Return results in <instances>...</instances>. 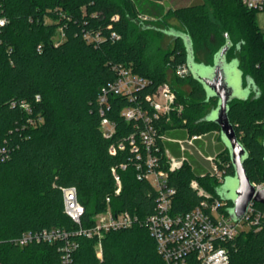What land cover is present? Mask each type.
Wrapping results in <instances>:
<instances>
[{
    "label": "trees",
    "instance_id": "trees-1",
    "mask_svg": "<svg viewBox=\"0 0 264 264\" xmlns=\"http://www.w3.org/2000/svg\"><path fill=\"white\" fill-rule=\"evenodd\" d=\"M206 1L215 19L207 3L165 11L164 0H0V19L6 21L0 26V147L10 150L9 160L0 164L2 264H165L145 226L106 233L100 258L97 239L77 234L80 226L64 212L63 189H77L85 208L82 228L94 225L95 215L108 206L115 214L129 211L142 220L155 212L157 193L137 179L128 146L143 123L121 114L137 100L109 95L108 108L99 102L116 78L114 66L131 67L150 82L136 93L144 106L145 96L163 83L175 91L181 112L156 123L159 135L177 128L190 130L191 136L220 132L217 124L201 121L218 100L207 99L191 73L186 78L176 74L178 66L187 65L183 39H174L167 51L155 44L172 28L191 37L195 60L206 65L214 63L226 34L231 40L227 61L238 60L244 85L250 77L258 94L233 100L229 119L248 153L244 167L250 181L264 182V34L258 31L257 12L241 0ZM103 118L115 124L110 138L104 136ZM121 141L126 150L111 155L110 146ZM158 147L164 155L162 140ZM218 155L225 179L234 176L228 150ZM122 163L128 167L119 171L123 187L116 194L111 169ZM209 173L200 160H188L170 173L176 189L171 214L200 204L203 197L191 187L194 179L223 201L221 184ZM223 202L225 210L233 207ZM256 207L264 211L262 204ZM54 229L67 231V240L24 247L11 243L27 231ZM227 246L232 264L264 263V221L261 230L242 231Z\"/></svg>",
    "mask_w": 264,
    "mask_h": 264
},
{
    "label": "built area",
    "instance_id": "built-area-1",
    "mask_svg": "<svg viewBox=\"0 0 264 264\" xmlns=\"http://www.w3.org/2000/svg\"><path fill=\"white\" fill-rule=\"evenodd\" d=\"M241 1L249 10L257 12L259 28L263 32L264 19L262 23L259 16L261 14L264 16V0ZM5 22V19H0V26ZM113 70L116 78L102 90L99 102L101 106L108 108L109 95H122L131 101L137 100L138 105L126 107L121 114L127 121L143 123L136 135H131L128 139V146L130 152L135 155L137 179L149 182L157 193L155 212L142 220L129 211L115 214L108 206L106 211L95 215L94 225L82 228L81 220L85 208L78 200L76 187H67L63 189L64 212L80 226L76 233L89 239L95 237L101 246V240L108 232L145 226L155 240L157 251L165 264H232L227 245L232 243L242 231L251 228L261 230L264 211L258 210L257 202L251 201L242 219L235 222L229 216L228 209H224L225 203L213 198L212 194L194 179L191 181V187L203 197L200 204L188 212L171 214L176 189L170 184L169 175L180 170L188 159L185 156L174 157L166 148L164 155L160 153L158 140L164 142L166 137L159 135L156 123L164 118L169 120V116L173 113L180 114L181 106L177 103L176 93L169 83H163L145 96L148 106H144L138 101L136 93L145 89L150 82L134 73L131 67L118 65L114 66ZM176 74L180 78H186L190 75V70L186 64L180 65L176 69ZM102 130L104 136L110 138L115 133V124L108 118H103ZM205 136L206 134L194 135L177 142L184 153L194 145V141L201 140ZM126 148L125 141H121L111 145L109 152L111 155H116L118 151H124ZM199 154L211 164L210 176L222 184L225 181V170L221 166L219 155L206 157L201 152ZM9 158L10 150L0 147V164L7 162ZM127 167V163H122L111 169L116 184V194H120L123 187L119 171L126 170ZM253 185L256 192L264 189V182ZM107 202H110V198H107ZM68 235L67 231L61 229L37 233L27 231L12 239L11 243L24 247L34 242L52 243L67 240ZM68 247L69 245L66 249ZM98 255L101 258V251ZM0 264H2L1 254Z\"/></svg>",
    "mask_w": 264,
    "mask_h": 264
},
{
    "label": "water",
    "instance_id": "water-1",
    "mask_svg": "<svg viewBox=\"0 0 264 264\" xmlns=\"http://www.w3.org/2000/svg\"><path fill=\"white\" fill-rule=\"evenodd\" d=\"M174 39L181 38L187 50V67L195 80L200 82L207 94V99L216 98L217 106L213 108L201 121L213 122L220 128V137L229 152L231 163L236 179V189L234 197L228 198L222 195L221 189L218 193L223 201H231L233 207L228 209L231 219L238 222L245 215L248 205L255 201L264 206V189L256 192L253 183L250 181L244 167V161L248 153L239 141L234 126L229 119L230 103L235 100H246L253 92L258 94L254 81L246 78L244 85L243 72L239 69L238 60L227 61V53L232 46V42L226 34L225 45L216 53L214 63L206 65L195 60L193 43L191 37L176 29L165 31Z\"/></svg>",
    "mask_w": 264,
    "mask_h": 264
},
{
    "label": "rangeland",
    "instance_id": "rangeland-1",
    "mask_svg": "<svg viewBox=\"0 0 264 264\" xmlns=\"http://www.w3.org/2000/svg\"><path fill=\"white\" fill-rule=\"evenodd\" d=\"M202 3H207V1L206 0H164V2L162 3V6H163L165 11H168L170 9L175 10V9H179V8H186V7H189V6L194 5V4H202ZM207 5H208L207 7H208L210 17L212 19H215L214 18V8L209 3H207ZM259 17L261 20L264 19V16L262 14ZM143 20H145V19H143ZM262 23H263V20H262ZM257 24L259 27L258 18H257ZM161 29H166V28L164 26H161ZM259 30H260V28H258V31ZM262 31L264 33V27H262ZM173 41H174V37L165 33V38L162 40L156 38L155 44L157 46H160L164 51H167L171 47ZM182 130L184 131V137H185L184 139H189V137L192 135V132H190V130L185 129V128H183ZM210 133L213 135L217 134V136H218V134L220 132L213 129L208 134H210ZM166 140L171 141V139L168 137L166 138ZM212 151H213V154L216 153L217 151H219V147L213 146ZM199 152H201L203 155H206V156H207V154L208 155L211 154V150H209L208 152H207V149L205 150L203 141H196L194 143V145L192 147H190V150L188 151V153H186L188 160H190L192 162H197L198 160H203V157H201ZM218 157L220 158V156H218ZM208 166H209V169H212L211 164L209 162H208ZM236 183L237 182H236V179L234 177L225 179V181L220 186L222 195L225 197H228V198L234 197V191H235L236 185H237ZM96 248L98 250V253H100L101 246L98 242L96 244Z\"/></svg>",
    "mask_w": 264,
    "mask_h": 264
},
{
    "label": "crops",
    "instance_id": "crops-1",
    "mask_svg": "<svg viewBox=\"0 0 264 264\" xmlns=\"http://www.w3.org/2000/svg\"><path fill=\"white\" fill-rule=\"evenodd\" d=\"M183 128H177V129H173L169 132L166 133L165 137L167 138H170V140H164V146L165 148L170 152V154L174 157H177V158H181L182 156H185L187 157L186 153H188V151L190 150V146L188 148V150L186 152H182L181 149H180V145L179 143L177 142V140H186L184 139V131L182 130ZM196 141H203L204 142V148L205 150L207 149V152L209 150H211V154L207 156H214L216 154H219V152H221L222 150H226V146L224 145V143L222 142L221 140V137H220V133L216 135H213V134H206V136L201 139V140H196ZM194 141V143L196 142ZM213 146H218L219 147V151H217L216 153L213 154V151H212V147ZM202 152V151H201ZM206 156V155H204ZM206 156V157H207ZM200 162H202L204 165H206V167H208L209 169V166H208V162L203 159V160H200Z\"/></svg>",
    "mask_w": 264,
    "mask_h": 264
}]
</instances>
